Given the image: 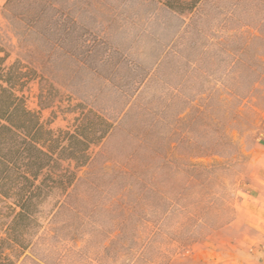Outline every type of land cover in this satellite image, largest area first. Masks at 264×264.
<instances>
[{
    "label": "rangeland",
    "instance_id": "1",
    "mask_svg": "<svg viewBox=\"0 0 264 264\" xmlns=\"http://www.w3.org/2000/svg\"><path fill=\"white\" fill-rule=\"evenodd\" d=\"M7 6L8 65L60 93L42 121L73 129L52 112L83 104L114 124L18 264H264V0Z\"/></svg>",
    "mask_w": 264,
    "mask_h": 264
},
{
    "label": "trees",
    "instance_id": "2",
    "mask_svg": "<svg viewBox=\"0 0 264 264\" xmlns=\"http://www.w3.org/2000/svg\"><path fill=\"white\" fill-rule=\"evenodd\" d=\"M174 13L193 12L202 0H157ZM0 45V264H18L40 228L41 207L53 195L66 196L78 171L92 160L114 124L83 104L56 106L73 116V129L53 130L42 111L61 103L60 93ZM37 82L38 107L29 108L26 89Z\"/></svg>",
    "mask_w": 264,
    "mask_h": 264
},
{
    "label": "crops",
    "instance_id": "3",
    "mask_svg": "<svg viewBox=\"0 0 264 264\" xmlns=\"http://www.w3.org/2000/svg\"><path fill=\"white\" fill-rule=\"evenodd\" d=\"M10 3V0H0V18L2 16V13L5 9H7V5Z\"/></svg>",
    "mask_w": 264,
    "mask_h": 264
}]
</instances>
